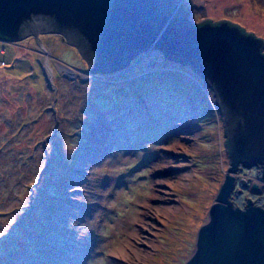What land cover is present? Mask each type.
I'll use <instances>...</instances> for the list:
<instances>
[{"label": "rangeland", "instance_id": "obj_1", "mask_svg": "<svg viewBox=\"0 0 264 264\" xmlns=\"http://www.w3.org/2000/svg\"><path fill=\"white\" fill-rule=\"evenodd\" d=\"M176 4L264 40V0ZM65 41L0 38V264H183L229 163L213 91L154 47L108 75Z\"/></svg>", "mask_w": 264, "mask_h": 264}, {"label": "water", "instance_id": "obj_2", "mask_svg": "<svg viewBox=\"0 0 264 264\" xmlns=\"http://www.w3.org/2000/svg\"><path fill=\"white\" fill-rule=\"evenodd\" d=\"M177 1L0 0V38L61 34L91 72L123 69L152 47L188 65L213 91L229 163L183 264H264V208L231 199L239 168L264 165V40L228 20H185Z\"/></svg>", "mask_w": 264, "mask_h": 264}, {"label": "flooded vegetation", "instance_id": "obj_3", "mask_svg": "<svg viewBox=\"0 0 264 264\" xmlns=\"http://www.w3.org/2000/svg\"><path fill=\"white\" fill-rule=\"evenodd\" d=\"M179 9V6H178V4H176V11ZM179 12V14L180 15H182V18H184L185 20H189L190 22H192L184 13H182V12H180V11H178ZM178 12H176V13H178ZM208 20V19H207ZM205 21V20H204ZM201 22H203V21H201ZM201 22H198V23H194V24H199V23H201ZM137 56V55H136ZM167 58V57H166ZM134 59V58H133ZM133 59L131 60V61H133ZM168 59H170V58H168ZM170 60H172V59H170ZM130 61V62H131ZM130 62H129V64L127 65V66H125L123 69H125V68H128L131 64H130ZM88 63H89V61H88ZM89 65H90V63H89ZM93 65V64H92ZM93 67V66H92ZM123 69H120V70H123ZM92 70V69H91ZM120 70H117V71H114V72H107V73H105V72H99V71H96V70H92V72L93 73H98V74H108V75H111V74H113V75H116L118 72H120ZM107 75V76H108ZM225 141V140H224ZM246 170V173H244L243 175H242V177H237L236 176V189H235V192L233 193L234 195L235 194H237V195H241L242 194V192L245 190V191H247L249 194H254V195H261L262 194V192L264 191V165L263 164H258V165H255V166H252V167H249V168H245V167H240L239 168V171L240 170ZM251 171H253V172H256L257 174H258V177L257 178H255V177H249V174L251 173ZM238 174V173H237ZM249 177V178H248ZM244 181V184L242 183ZM237 184L239 185L238 186V188H237ZM256 185L257 186V189H253V185ZM233 194L231 195V199H232V197H233ZM248 198H250L249 196H245L244 197V203H243V205L242 206H244L245 204H246V201H247V199ZM253 202L255 203V204H257V205H260V204H258V203H256L254 200H253ZM239 206V205H238ZM262 208H264L263 207V205H260ZM241 207V206H240Z\"/></svg>", "mask_w": 264, "mask_h": 264}, {"label": "bare ground", "instance_id": "obj_4", "mask_svg": "<svg viewBox=\"0 0 264 264\" xmlns=\"http://www.w3.org/2000/svg\"><path fill=\"white\" fill-rule=\"evenodd\" d=\"M48 68V67H47Z\"/></svg>", "mask_w": 264, "mask_h": 264}]
</instances>
